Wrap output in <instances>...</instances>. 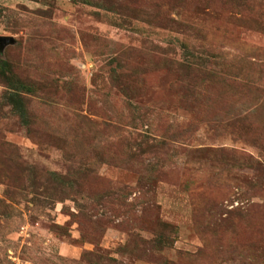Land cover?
Wrapping results in <instances>:
<instances>
[{"label":"rangeland","instance_id":"374dc122","mask_svg":"<svg viewBox=\"0 0 264 264\" xmlns=\"http://www.w3.org/2000/svg\"><path fill=\"white\" fill-rule=\"evenodd\" d=\"M0 264H264V0H0Z\"/></svg>","mask_w":264,"mask_h":264},{"label":"water","instance_id":"95a60500","mask_svg":"<svg viewBox=\"0 0 264 264\" xmlns=\"http://www.w3.org/2000/svg\"><path fill=\"white\" fill-rule=\"evenodd\" d=\"M0 41H2V42H9V38L8 37L0 36Z\"/></svg>","mask_w":264,"mask_h":264}]
</instances>
